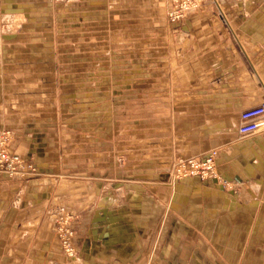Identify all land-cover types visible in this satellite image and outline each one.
<instances>
[{"label": "crops", "instance_id": "crops-1", "mask_svg": "<svg viewBox=\"0 0 264 264\" xmlns=\"http://www.w3.org/2000/svg\"><path fill=\"white\" fill-rule=\"evenodd\" d=\"M169 8L0 0L19 22L0 44V131L34 169L0 172V264H264V132L237 133L264 101V0H205L178 22ZM102 25L104 67L78 44ZM210 150L238 191L168 177ZM56 212L75 221L72 260Z\"/></svg>", "mask_w": 264, "mask_h": 264}, {"label": "built area", "instance_id": "built-area-1", "mask_svg": "<svg viewBox=\"0 0 264 264\" xmlns=\"http://www.w3.org/2000/svg\"><path fill=\"white\" fill-rule=\"evenodd\" d=\"M205 0H168L170 8L167 18L170 22H178L196 12ZM207 1V0H206ZM12 22L9 18L0 14V44L3 36L11 33ZM264 132V101L255 107L244 110L239 116L237 133L239 136H249ZM11 134L9 131L0 132V171L9 178L23 177L25 170L32 166L8 149ZM216 152L211 151L203 157L179 159L173 170L172 178L183 180L186 178H198L202 181L214 180L220 186L228 185L218 180L216 169ZM33 170V168H32ZM217 180V181H216ZM55 234L59 241L62 253L72 260L76 257L77 249L73 245L74 221L71 215L59 214L55 218Z\"/></svg>", "mask_w": 264, "mask_h": 264}, {"label": "rangeland", "instance_id": "rangeland-1", "mask_svg": "<svg viewBox=\"0 0 264 264\" xmlns=\"http://www.w3.org/2000/svg\"><path fill=\"white\" fill-rule=\"evenodd\" d=\"M19 24V22H16V24L14 25V30L15 29H17L18 28V25ZM98 27V26H97ZM96 26H92L91 27V29H97L96 31H95V33H97L94 37H93V39H92V37H86V36H84L83 38H82V42H80V43H78V44H80V49H81V53H82V56L83 57H86V56H89V54H91V53H95V52H97V53H95V54H98V56L100 57V58H104L103 60L101 59V60H99V62H100V64L102 63V66L104 67L105 66V64L107 63V60L105 59V57H108V55L106 54V52H107V49H108V47L110 48L111 47V40H110V46H108L107 45V40H106V38H105V29H106V26L105 25H102V26H100V27H98L97 28ZM12 29V30H13ZM83 29H87V30H89L90 29V26H89V24H86L85 26H83ZM10 31H11V29H10ZM86 32V31H85ZM92 39V40H91ZM115 41H116V39H115ZM75 44H71V47L73 48V46H74ZM116 45V44H115ZM129 46L131 47V49H133V48H135V46H136V44H135V42H130L129 43ZM1 131H9L10 132V134H11V138H10V141L8 142V149L10 150V152H11V149H10V147H11V144H12V142H13V134H12V132L10 131V130H7V129H4V130H1ZM0 131V132H1ZM211 151H215L216 152V158L218 157V151L217 150H210L209 152H211ZM208 152V153H209ZM12 153V152H11ZM207 153V154H208ZM13 154V153H12ZM190 158H197V157H190ZM179 159H182V158H178V159H175L169 166H167L165 169L167 170V175H168V177H170V176H172V173L171 172H173V170H175V165L177 164V162H178V160ZM183 159H189V158H183ZM29 165L30 166H32L30 163H29ZM33 168V167H32ZM32 168L31 169H29V171H26L25 170V172H23L24 173V175H23V177L25 178H27L28 177V174H29V177H31V174H33V170H32ZM164 169V168H163ZM0 172H2V171H0ZM3 173V172H2ZM4 174V173H3ZM17 177V176H16ZM18 177H21V176H18ZM172 178V177H171ZM173 179V178H172ZM175 180V179H174ZM178 180H175V182H177ZM222 187V186H221ZM223 189H233L232 191H238L239 190V188L236 186H227V185H225L224 187H222ZM59 214H65V213H61V212H56V213H54L53 214V223L55 222V218H56V216L57 215H59ZM74 221V220H73ZM75 222V221H74ZM76 230H75V226H74V236H73V245H74V247L76 248V249H78L77 248V242H78V239H77V235H76ZM54 233H55V223H54ZM55 237H56V234H55ZM57 238V237H56ZM58 240V239H57ZM59 242V241H58ZM64 255V254H63Z\"/></svg>", "mask_w": 264, "mask_h": 264}, {"label": "bare ground", "instance_id": "bare-ground-1", "mask_svg": "<svg viewBox=\"0 0 264 264\" xmlns=\"http://www.w3.org/2000/svg\"><path fill=\"white\" fill-rule=\"evenodd\" d=\"M217 174H218V172H217ZM171 177V176H170ZM172 179V178H171ZM172 180H174V179H172ZM218 180H221V181H223L221 178H220V176H219V174H218ZM217 181V180H216ZM218 182V181H217ZM226 183V182H225ZM228 185L227 186H231V184H229V183H227ZM232 189V188H231ZM231 189H229V190H231Z\"/></svg>", "mask_w": 264, "mask_h": 264}]
</instances>
